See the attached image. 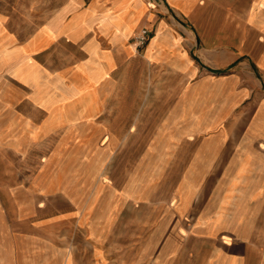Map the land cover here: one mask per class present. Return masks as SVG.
<instances>
[{
  "label": "crops",
  "instance_id": "1",
  "mask_svg": "<svg viewBox=\"0 0 264 264\" xmlns=\"http://www.w3.org/2000/svg\"><path fill=\"white\" fill-rule=\"evenodd\" d=\"M100 141L117 169L140 161L159 180L136 187L128 168L93 213L88 233L112 243L105 264H135L139 202L158 226L155 264H188L163 236L186 214L231 232L229 250L190 264L263 263L264 0H0V264H55L43 211L54 195L92 210L86 179L102 157L87 148ZM60 149L73 165L50 170Z\"/></svg>",
  "mask_w": 264,
  "mask_h": 264
},
{
  "label": "rangeland",
  "instance_id": "2",
  "mask_svg": "<svg viewBox=\"0 0 264 264\" xmlns=\"http://www.w3.org/2000/svg\"><path fill=\"white\" fill-rule=\"evenodd\" d=\"M52 142L53 141L51 140L46 141V144H51ZM48 144L45 145V147H47ZM192 150L193 146H183L180 148V152L183 156H188ZM87 151L90 152L91 156L95 155L96 152H99V156L101 155L102 157L101 169L97 173H93L90 178L88 177L86 179L89 192L85 198L87 197L86 199L93 201L92 210L84 207L74 209L71 205L65 202L60 195H54L50 198L49 207L45 208L43 211L46 216L54 215V224L52 227L54 230L55 242L54 249L51 251V248H49V254L54 253L55 264H64V262H69V264H105L113 262V258L110 257V255L113 254L110 250L112 246L111 241L97 244L96 241L93 240V232L91 235V233L89 234L87 231L89 221L96 217L93 216V213L99 215L102 200L107 198L109 201L111 199L110 192L111 188L113 189V186L121 187L126 184L128 168L134 167L132 168L133 172L129 173V175L136 187L158 185L157 183L159 182V180L155 179L153 168L140 161H136L133 164L129 163L128 168L125 161L121 162L118 164L119 167L117 169L116 162H113V159L111 160V148L107 147L106 144L102 145L101 141L99 143L97 142L95 146L87 148ZM63 154L67 156L68 152L63 153L62 149L57 151V159H55L50 170L57 171L59 167L67 168L73 165L71 162H62L64 159ZM46 156V153L40 154V169L43 168L46 163ZM126 156L127 155H125V157ZM42 160H45V163L42 162ZM144 166H147L148 169L143 170ZM26 168H30L29 163H24V169ZM43 201H45V197H40L41 204ZM141 206L142 202L135 204L136 216L138 218H136L133 227V235L135 238L134 251L136 256L135 264H155L158 260L155 259L154 256H156V252L158 251L161 242L154 243L149 241L148 238L156 234L158 226H153L156 222L153 223L154 220H152L151 227H144V215L142 216V211L138 209ZM180 220L181 221H177V223L181 222L178 226L174 225L175 222H172L174 223L173 225L167 226L163 236L165 237V240H171L173 244L174 241H176L180 246V249L184 253L189 254L191 258L189 257L190 259H185V263L190 264L199 260L197 257L204 251L219 252L229 250L227 243H225L226 237L224 236H231V232H229L228 229H223L222 225L219 226V228H214L213 231L212 227L201 224L193 215L186 214L183 218L181 217ZM126 229L122 233L123 236H126ZM261 231L260 233L263 234L264 228L263 230L261 229ZM213 233L215 234V238H212ZM163 238L161 240H163ZM260 238L261 237L259 236V239ZM120 239H123V237H120ZM228 239L230 241V238ZM164 243H162V245ZM113 244L117 245L116 243ZM117 246V252L125 256L127 249L126 242H118ZM254 248L264 251V241L259 242L257 245L254 244ZM95 250H97V254L95 253ZM147 255L150 257H146ZM248 264H264V260L263 263H261L260 260L251 259L248 260Z\"/></svg>",
  "mask_w": 264,
  "mask_h": 264
},
{
  "label": "built area",
  "instance_id": "3",
  "mask_svg": "<svg viewBox=\"0 0 264 264\" xmlns=\"http://www.w3.org/2000/svg\"><path fill=\"white\" fill-rule=\"evenodd\" d=\"M135 39L139 46H143L148 39V30L144 28L141 29Z\"/></svg>",
  "mask_w": 264,
  "mask_h": 264
},
{
  "label": "bare ground",
  "instance_id": "4",
  "mask_svg": "<svg viewBox=\"0 0 264 264\" xmlns=\"http://www.w3.org/2000/svg\"><path fill=\"white\" fill-rule=\"evenodd\" d=\"M98 169L99 168H94V167L91 168V170L94 171V173H97L98 172ZM225 239H226V241L229 240L227 237ZM65 264H69V262H66Z\"/></svg>",
  "mask_w": 264,
  "mask_h": 264
}]
</instances>
